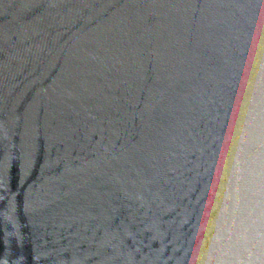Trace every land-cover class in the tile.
<instances>
[{
    "label": "water",
    "instance_id": "95a60500",
    "mask_svg": "<svg viewBox=\"0 0 264 264\" xmlns=\"http://www.w3.org/2000/svg\"><path fill=\"white\" fill-rule=\"evenodd\" d=\"M0 264H264V0H0Z\"/></svg>",
    "mask_w": 264,
    "mask_h": 264
}]
</instances>
